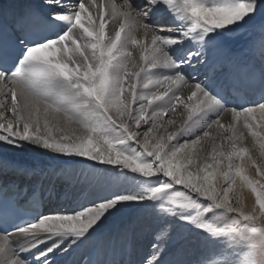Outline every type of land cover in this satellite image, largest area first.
<instances>
[{
  "label": "snow or ice",
  "instance_id": "obj_1",
  "mask_svg": "<svg viewBox=\"0 0 264 264\" xmlns=\"http://www.w3.org/2000/svg\"><path fill=\"white\" fill-rule=\"evenodd\" d=\"M80 181L108 194L41 210ZM128 210L154 220L139 260L134 220L104 235ZM76 249L264 264V0H0V264Z\"/></svg>",
  "mask_w": 264,
  "mask_h": 264
},
{
  "label": "bare ground",
  "instance_id": "obj_2",
  "mask_svg": "<svg viewBox=\"0 0 264 264\" xmlns=\"http://www.w3.org/2000/svg\"><path fill=\"white\" fill-rule=\"evenodd\" d=\"M17 0H10V2H15ZM118 3V2H117ZM167 22V21H165ZM244 41L243 39L239 40L235 47L237 49L241 48ZM9 155H16L17 158H23L29 162L40 163L43 157L37 155L32 150H26L25 153L17 154L14 151L10 150ZM104 167V166H101ZM246 167H248L246 165ZM250 174H255V169L248 167ZM240 181L237 179V184ZM56 193V198L51 202L50 208H72L76 207L77 204L87 203L89 201L95 200L100 196L108 194L107 186L102 182H73L71 186L65 187L63 189L54 190ZM60 193L63 194V197L58 196ZM58 194V195H57ZM231 195V194H230ZM247 195V193H246ZM57 201V204H56ZM248 204L251 205V197H248ZM132 219L137 224V236H136V249L135 254L132 257L134 260L141 259L148 252V245L151 239V232L154 226V220L150 210H128L120 217L113 218L104 228V235H108L115 231L123 222ZM87 249H76L70 254L61 256L59 259L60 264H82L83 258L87 255ZM200 250L193 246V255H199Z\"/></svg>",
  "mask_w": 264,
  "mask_h": 264
},
{
  "label": "rangeland",
  "instance_id": "obj_3",
  "mask_svg": "<svg viewBox=\"0 0 264 264\" xmlns=\"http://www.w3.org/2000/svg\"><path fill=\"white\" fill-rule=\"evenodd\" d=\"M117 2L119 3V2H120V0H117Z\"/></svg>",
  "mask_w": 264,
  "mask_h": 264
}]
</instances>
